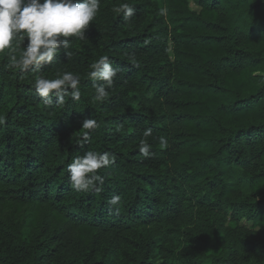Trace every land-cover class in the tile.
Masks as SVG:
<instances>
[{
    "label": "trees",
    "instance_id": "trees-1",
    "mask_svg": "<svg viewBox=\"0 0 264 264\" xmlns=\"http://www.w3.org/2000/svg\"><path fill=\"white\" fill-rule=\"evenodd\" d=\"M85 37L39 70L0 52V264H264V0H101ZM101 56L120 69L103 102ZM66 71L80 99L46 104L36 79ZM90 150L113 162L77 192L67 168Z\"/></svg>",
    "mask_w": 264,
    "mask_h": 264
},
{
    "label": "clouds",
    "instance_id": "clouds-1",
    "mask_svg": "<svg viewBox=\"0 0 264 264\" xmlns=\"http://www.w3.org/2000/svg\"><path fill=\"white\" fill-rule=\"evenodd\" d=\"M101 0H0V52L9 51L11 65L20 71L41 69L51 64L61 49H68L70 37L85 39V30L92 22L99 10ZM115 11L122 13L125 19L135 15L136 9L130 3H121ZM168 9H159V15L167 16ZM25 38L27 43L25 45ZM13 41L22 46L19 56L15 55L16 48ZM68 55L67 52H65ZM92 69L88 75L96 82V101L103 102L109 95L108 89L112 87L120 69L113 66L108 56H101L90 65ZM79 75L66 71L57 73L56 78L48 79L40 75L35 81L36 94L46 103L65 104V97L73 100L81 97ZM98 127L95 119L87 118L83 121L85 130ZM144 137L152 135V130L146 129ZM88 138V132L83 139ZM161 147L167 145L164 137L159 138ZM151 144L142 139L139 151L149 156ZM113 161L108 152L87 151L75 157L68 165L67 171L72 188L77 192L100 191L104 178L98 170L110 165ZM111 207L121 203V197L115 195L108 202Z\"/></svg>",
    "mask_w": 264,
    "mask_h": 264
},
{
    "label": "rangeland",
    "instance_id": "rangeland-1",
    "mask_svg": "<svg viewBox=\"0 0 264 264\" xmlns=\"http://www.w3.org/2000/svg\"><path fill=\"white\" fill-rule=\"evenodd\" d=\"M27 215L28 209H19L15 206H10L3 212V216L8 220L22 218L23 216Z\"/></svg>",
    "mask_w": 264,
    "mask_h": 264
}]
</instances>
